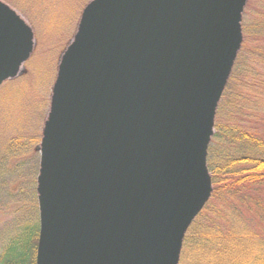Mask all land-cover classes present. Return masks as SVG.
<instances>
[{
	"label": "water",
	"instance_id": "95a60500",
	"mask_svg": "<svg viewBox=\"0 0 264 264\" xmlns=\"http://www.w3.org/2000/svg\"><path fill=\"white\" fill-rule=\"evenodd\" d=\"M245 0H94L41 136L35 264H177ZM32 29L0 0V83Z\"/></svg>",
	"mask_w": 264,
	"mask_h": 264
},
{
	"label": "trees",
	"instance_id": "16d2710c",
	"mask_svg": "<svg viewBox=\"0 0 264 264\" xmlns=\"http://www.w3.org/2000/svg\"><path fill=\"white\" fill-rule=\"evenodd\" d=\"M4 1L26 16L36 31L52 26L62 28V25L64 29L72 28L90 0ZM243 34L241 49L245 54L237 55L217 111L228 104L236 109L245 107L247 97L237 89L248 87V112L256 117L258 112L264 114V81L255 73L261 61L257 60L258 53L251 55L248 52L247 56L246 43L250 35L244 23ZM39 44L38 41L35 49L38 54L33 52L27 61L33 67L31 74L37 79L21 73L11 80H17L15 84H6L7 90L21 91L22 86L30 87L37 81L41 88H46L47 81L38 76L40 70L36 65L43 51L38 49ZM32 97L37 98V95ZM30 98L28 106L33 105L35 109L37 105L41 110L39 119L42 115L44 117L47 100L42 103L40 99L38 103ZM34 109L30 114L27 108L28 120L32 121ZM218 115L214 121L216 132L208 145L206 157L211 174V195L186 229L177 264H264V242L258 233L264 231L260 224L264 225V129L222 123ZM260 120L264 125V117ZM39 130L36 133L17 132L5 141L4 150L0 152V192L5 193L0 200L5 204L6 199L7 208L15 214L21 213L20 220L10 221L7 228L0 231V264H35L39 213L33 174L38 169ZM21 177L31 178L25 184ZM16 182L20 183L14 194L10 185ZM248 213H254L258 223L248 220Z\"/></svg>",
	"mask_w": 264,
	"mask_h": 264
},
{
	"label": "rangeland",
	"instance_id": "374dc122",
	"mask_svg": "<svg viewBox=\"0 0 264 264\" xmlns=\"http://www.w3.org/2000/svg\"><path fill=\"white\" fill-rule=\"evenodd\" d=\"M93 1L94 0H90L87 3L85 9ZM6 3L12 6L11 3L8 2ZM12 7L15 8L14 6ZM16 10L22 15L23 19L26 20V22L32 29V47L30 49L28 57L25 59L18 73L12 78L4 79L0 83V152H3L4 150L5 141L8 138L18 134L17 132L28 131L30 133H36L37 130L40 129L39 132H40V141H41L44 123L47 114L50 110V107L52 105L53 90L55 87L59 69L63 60L67 56L69 50L73 47V45L77 40L79 34V25L82 16V15L80 16V18L77 20V22L74 24L72 28L67 27V29H64L62 25V28L52 26L49 29H37L35 31L28 18L24 16L18 9ZM243 23L248 27V32L250 35L248 42L246 43V45L248 46L247 56H248V52L251 55L253 53L259 54V59L257 60L261 61V63L260 66L257 67L255 73L262 81H264V29H259L260 27L264 28V0H245L241 12L240 47L238 48L237 53L234 56L227 81L216 103L214 116H213V133L209 138L208 145L211 142L213 134L216 132V128L214 127V121L216 122L217 114H219L218 119L222 123H239L245 127H248V125H253L259 127L260 129H264V125L260 120L261 117H264V114L259 115L258 112L257 116L254 117L250 115V111L248 112V87L245 88L238 87L237 89L239 91H243V95L247 97V101L245 102V107H243L242 109H236L234 107L232 108V106L228 104L225 105V107H222L219 111H217V109L220 108L219 106L220 101L223 100L222 94L225 89V86L228 83L229 76L232 73V69L236 62L237 55L239 53L241 55L245 54V50L241 49L242 42L244 39ZM37 37L39 38V40L37 39ZM38 41L40 43L39 44L40 48L38 49L43 51L40 58L37 60L36 65L40 70V74H38V76L43 81H47L46 88H41V85L37 81L35 84L32 82L30 87L28 85L22 86L21 91L14 92L13 90L10 91L9 89L7 90L6 84L9 82L11 84H15L17 80L12 82L11 80L18 77V75H20L21 73L27 74V78L35 77L37 79L36 75L31 74V72L33 71V67L32 65H29L27 61L31 57L33 52L34 55L38 54V52L35 50ZM32 61L31 63H33ZM30 67H32V69ZM46 89H48V91ZM32 95H37V98L36 97L30 98V96ZM29 98L32 99L34 102H38V103H40L39 102L40 99H42V103H44L47 100L45 110L43 109V112L46 111L44 117L42 115V118L39 119V116H41V110L37 109V105L35 109L33 108V105L30 107L28 106ZM40 105L38 106L39 108ZM31 107L34 109L32 114V121L31 119L28 120V115H26L27 108L30 114L32 113L33 109H31ZM37 121L39 122L37 123ZM40 141L38 145V150L40 146ZM36 156L38 159L37 167L39 169L40 152H38ZM38 169L36 168L33 174V182L35 181L34 182L35 186L33 187V189L35 194H36V179L38 175ZM208 172L210 173L209 170ZM30 178L31 177L27 179H23V177H21V179H23L22 181L25 184L30 180ZM19 183L20 182H16L15 184L10 185V189L12 192H14V194H16L18 191ZM4 195L5 193L0 192V198L3 197ZM4 201L5 204H2L3 202L2 200H0V231L3 230L4 228H7L10 221L20 220V215H21V213L15 214L13 210L7 208L6 207L7 200L4 199ZM12 203L13 202L10 203V206L12 205ZM19 204L21 205V202H19ZM248 220L258 223L257 216L254 213H248ZM260 224L261 226L264 227L262 222ZM258 233L259 235H261L260 238L261 241L264 242V231H259ZM3 234L4 233H2V235Z\"/></svg>",
	"mask_w": 264,
	"mask_h": 264
}]
</instances>
